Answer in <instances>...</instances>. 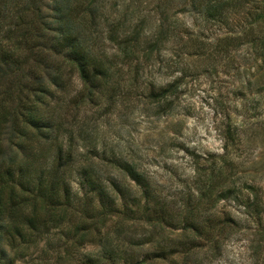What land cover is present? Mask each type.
I'll list each match as a JSON object with an SVG mask.
<instances>
[{
    "label": "rangeland",
    "instance_id": "rangeland-1",
    "mask_svg": "<svg viewBox=\"0 0 264 264\" xmlns=\"http://www.w3.org/2000/svg\"><path fill=\"white\" fill-rule=\"evenodd\" d=\"M61 1L0 0V108L8 114L0 155L17 154L7 168L17 178L21 172L29 190L42 172L50 174L52 156L67 151L70 162L57 177L60 194L65 182L79 196L90 189L86 170L98 186L114 180L121 195L106 226L84 240L77 233L65 243L61 231L82 221L73 208L98 201L100 192L74 200L68 225L50 228L28 248L12 247L2 235L0 264L13 257L11 264H81L104 254L96 235L108 232V247L124 251L125 264L130 257L139 264H264L263 59L189 6L172 9L166 19L172 31L156 44H136L122 41L114 29L119 14L113 5L128 4L127 14L132 10L143 20L140 35L149 36L160 17L157 0H143L148 4L141 7V0H82L79 10L81 0H70L67 12L80 16L78 24L85 18L73 31L86 64L101 70L93 82L92 73L80 77L78 63L66 52L51 49L57 8L65 11ZM5 50L22 55L10 57ZM27 109L44 125L40 135L23 123ZM16 125L27 137H19L20 143L36 149L26 160L15 146ZM124 163L140 174L149 194ZM5 170L3 164L0 175ZM17 183L15 197L32 203ZM138 202L146 212L129 214L130 219L115 215L122 205L134 208ZM159 244L167 254L145 260ZM64 251L69 261L58 262Z\"/></svg>",
    "mask_w": 264,
    "mask_h": 264
},
{
    "label": "trees",
    "instance_id": "trees-1",
    "mask_svg": "<svg viewBox=\"0 0 264 264\" xmlns=\"http://www.w3.org/2000/svg\"><path fill=\"white\" fill-rule=\"evenodd\" d=\"M130 1L133 3V0ZM61 2L65 11L64 13L62 11V14L61 8H57L59 11V16L57 18L59 25L56 29L57 35L51 39V49L55 53H61V50L66 52L67 56L78 63L77 65L79 67L80 77L86 79L89 74L92 73L91 81L95 82V80L100 78L101 70L97 69L94 65L86 64L89 59L87 58V54L80 48L79 41L77 40L78 37L73 31L75 26H79V24L82 23L80 20L85 21V18L84 16L81 17V19L78 20V24L75 20L78 17L75 19L73 18L74 11L71 10L70 13L67 12L70 7V0H62ZM142 4L145 5L148 3H144L143 0L139 1L138 5L140 7ZM80 5H82V0L79 4H77V6H75V8L79 10ZM179 6L184 8V10L187 6H189L192 10L201 13L205 18L215 20L224 28H227L228 31L231 32V36L237 39L238 42L247 43L252 48L253 52L263 59L264 62V0H157L154 6V11L156 14H159L160 17L157 19L155 26V29L157 30L153 31L149 36L140 35V26L143 20L133 15L132 10L127 14L126 11L129 9L128 4L125 3L121 9H119L116 5H113V9L119 14L117 19L113 22V26L115 30H120L122 34V41H135L137 44L140 40H142L147 44H152L158 42L160 39L159 36L172 31L168 25H166V19L168 18V14L172 12V9L174 8V11L177 12V7ZM111 33L115 34V31L112 30ZM131 51L135 52V49H132ZM5 53H7L10 57L13 55H22L21 51L13 50L10 51V53L6 51L2 54ZM53 83L58 84L59 79L57 77L54 78ZM165 92L166 89H163L160 96H163ZM7 116L8 114L5 112V109L0 108V142L1 135L5 130ZM24 122L30 124L33 131H35L37 135L43 133L42 129L44 125L39 124V118H36L35 111L27 109L26 117L23 120V123ZM15 134L17 136L15 146L18 151L23 152L25 160L28 159L29 156H35L34 152H36V149L34 147L30 146L29 143H20L19 141V137L20 139L22 137L27 138L25 136L24 128H20L16 125ZM0 150H2L1 144ZM65 153L66 156L59 154L52 156L53 167H50V174L45 176L42 172L39 175L37 184H34V186L29 190L24 187L22 183V173L19 172V177L17 178L14 177V174H11V167L10 169L7 168L11 165V163L13 164L17 161V154L13 153L7 157L0 155V169H2L3 164H6V170L4 171L6 175H0V237L2 235L9 236L12 247L23 249L28 248L30 244L38 242L42 234H45V232L48 233L50 228H58V226L61 228L71 219L68 213H70V215L72 214L70 209L73 207V201L92 199L97 192H100L98 201H88L82 206H77L76 209L73 208L75 210V215L79 216V219H82V221L75 223L74 227L71 224H67L68 226H66V231H61V234H64L65 243H67L70 239H74L77 233L78 238L81 237L83 240L91 233L99 234V230L106 226V220H108L109 217L108 215L111 216L115 213H112V211H115L114 202L117 201V196L119 194L121 195L119 185L112 180V185L110 186H98L96 181H92L95 179L91 180V177L86 170H83V178L85 184L87 186H91L90 189L85 190L79 196L77 193L72 194L67 186V182H65L62 184L63 194H60V185L57 180L59 168L63 167V165H68L71 158L69 152L65 151ZM121 165L124 166L126 172L133 180L142 185V193H144V195L149 194V192H147L145 181L139 178L140 174L129 164L124 163ZM16 182H18L17 184L19 185L16 188L30 194V201H33L32 203L29 202V204H27L28 201H23L22 199L15 197L14 184ZM92 203L95 204L91 205ZM95 206H98V211H93ZM80 208L83 209L78 211ZM146 211L147 207L145 205H140L138 202L134 208H132L129 204L122 205L121 210L118 211V213L116 211L115 215L120 219H130L129 214L134 215L135 213L138 214L139 212ZM67 215L69 216L68 219ZM119 229H121V227L120 224L117 223L114 228V232L118 234ZM72 231L73 233L70 234ZM96 236L98 237L99 242H103L104 254L87 258L86 261L81 264H125V262H127V258L122 257L124 251L119 250L116 247V244L108 247V240L109 238H112L109 232L104 235L106 236L104 241H102L104 236ZM96 236L95 238H97ZM105 246L108 248H105ZM155 250L157 251L152 253V256L148 255L145 260H148L149 258L154 259L162 254H167L166 248L164 246L160 247V244L155 248ZM3 252L4 251H2L1 255L2 258L5 256V252ZM58 254V262L69 261L68 258H70V256H66V251H64L63 254ZM122 258H124V260ZM14 259L15 257L9 259L8 264H11ZM136 260L130 257L127 264H139L135 263Z\"/></svg>",
    "mask_w": 264,
    "mask_h": 264
}]
</instances>
